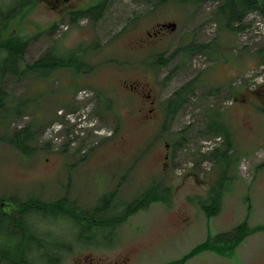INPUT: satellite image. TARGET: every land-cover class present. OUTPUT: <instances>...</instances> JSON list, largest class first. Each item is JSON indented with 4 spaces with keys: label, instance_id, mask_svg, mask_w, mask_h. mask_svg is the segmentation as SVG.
I'll return each mask as SVG.
<instances>
[{
    "label": "rangeland",
    "instance_id": "rangeland-1",
    "mask_svg": "<svg viewBox=\"0 0 264 264\" xmlns=\"http://www.w3.org/2000/svg\"><path fill=\"white\" fill-rule=\"evenodd\" d=\"M99 1L104 9L93 22L58 17L47 9L48 0H0V10L25 3L21 18L9 26L27 39L25 64L50 49L59 57L74 51L84 63L77 73L60 67L47 79L4 81L8 95L28 98L30 107L21 116L0 117L2 208L63 200L80 212L114 190L127 203L151 182L170 188L169 206L152 204L95 238L105 248H80L67 215L25 219L35 239L43 240L41 235L72 248L52 259L61 258L62 264L81 263L85 256L96 264H170L203 242L207 232L228 231L244 219L250 227L264 225V21L250 12L240 30L229 32L214 0ZM188 46L201 48L185 52ZM172 54L167 65L155 63ZM189 82L185 104L166 119L167 100ZM212 118L230 132L228 165L211 158L213 151L224 150L223 138L206 132ZM38 121L30 159L1 141ZM223 170L230 182L220 176ZM217 179L222 182L215 191L226 188L221 210L206 217L191 199L207 201ZM184 264H264V230L248 236L230 256L201 253Z\"/></svg>",
    "mask_w": 264,
    "mask_h": 264
},
{
    "label": "trees",
    "instance_id": "trees-1",
    "mask_svg": "<svg viewBox=\"0 0 264 264\" xmlns=\"http://www.w3.org/2000/svg\"><path fill=\"white\" fill-rule=\"evenodd\" d=\"M157 1L163 3L168 0ZM214 1L218 2L216 13L222 19L223 27L229 32L240 30L244 17L250 12H255L264 21V0ZM102 3L98 2L96 6L80 11L77 18L87 17L90 21L95 22L103 10ZM22 6H25V3H18L16 7L11 9L0 10V117L4 115L21 116L23 110L30 107L28 98H15L9 96L4 90L3 84L7 78H21L31 75L47 79L53 70L60 67L70 68L76 73L84 67L82 57L78 53L76 55L73 51L67 56H51L53 49L47 51L33 63L25 64L23 55L27 39L19 33L9 31L12 19L21 18L20 7ZM200 48L201 46H188L184 48V51H198ZM173 55L165 58L158 56L155 58V63L165 66ZM192 84L193 82H189L172 93L164 105L166 119L174 117L185 104L186 97L191 92ZM38 126L39 121L16 128L10 134L2 137L1 141L17 151L22 159H30L36 152V129ZM206 132L220 135L223 138L224 150L213 151L211 158L219 156L228 165L230 160L226 153L232 148L230 132L222 122L213 118L206 124ZM220 176L223 177V180L230 182L226 170H223ZM221 182V179H217L210 187L207 201L199 196L191 199L198 203L199 209L206 217L217 216L221 210L222 196L226 188L222 191L219 189L215 191L221 186ZM117 195L116 190L104 193L97 199L93 207L80 212H75L73 208L66 206L63 200L45 205L35 199L23 203L19 202L15 209L7 212L2 208L3 199L0 198V264H35L38 260L54 259L55 256L50 252L38 251L42 247V243L39 239H35V232L32 230L33 225H29L25 221L28 217L32 219L35 216L36 219L41 220L47 218L45 215L48 213L67 215L72 222L76 242H82L83 245H86L90 243L89 241L96 242L98 239L95 238L97 237L105 236L104 230H115V228L124 225L132 215L147 209L152 204L160 203L169 206L172 192L170 188L160 182H151L140 195L130 202L126 203L119 200ZM107 211L109 218L104 215ZM28 213H30L29 216H27ZM263 230L264 225L250 227L247 219H244L228 231L207 236L205 241L196 245L178 261L170 262V264H184L198 254L207 252L225 257L229 256L230 252L248 236Z\"/></svg>",
    "mask_w": 264,
    "mask_h": 264
},
{
    "label": "flooded vegetation",
    "instance_id": "flooded-vegetation-1",
    "mask_svg": "<svg viewBox=\"0 0 264 264\" xmlns=\"http://www.w3.org/2000/svg\"><path fill=\"white\" fill-rule=\"evenodd\" d=\"M48 1L51 6L48 7L47 9L52 11V13H54L56 16L65 18V17H75L79 14L80 11L86 10L89 7L92 8L96 6L99 0H48ZM161 28H164V26H162ZM44 235L47 236L48 234L44 233ZM38 236H40L43 239V240L39 239L42 243L41 244L42 247L40 246L41 248H39L38 251L43 250L44 253L47 251V252H50L55 257L57 255H59V257H62V254H60L59 251H64V254H65L66 252H69L72 250V248L67 249L66 247H60V245L62 244L58 243L55 240L51 242V240L47 241L46 238H43L41 235H38ZM48 236L51 237L50 235ZM89 242L90 243L86 245L79 244L80 248H84V249L105 248V247H100L94 241H89ZM44 260L45 259L42 260L43 264H45ZM50 261L52 262L46 261L47 264H62L60 263L61 258H57L55 261L54 260H50ZM80 261L81 263L76 262V264H96V262L93 259H91V257L89 256L82 257Z\"/></svg>",
    "mask_w": 264,
    "mask_h": 264
},
{
    "label": "crops",
    "instance_id": "crops-1",
    "mask_svg": "<svg viewBox=\"0 0 264 264\" xmlns=\"http://www.w3.org/2000/svg\"><path fill=\"white\" fill-rule=\"evenodd\" d=\"M214 234H216V233H214ZM214 234H212V233H208L207 232V235H206V237H205V239H204V241L206 240V238H207V236H209V235H214ZM202 243V242H201ZM237 247V246H236ZM235 247V248H236ZM208 253V252H207ZM232 253V251L230 252V254ZM209 254H213V253H209ZM230 254H229V256H230ZM213 255H217V254H213Z\"/></svg>",
    "mask_w": 264,
    "mask_h": 264
},
{
    "label": "water",
    "instance_id": "water-1",
    "mask_svg": "<svg viewBox=\"0 0 264 264\" xmlns=\"http://www.w3.org/2000/svg\"><path fill=\"white\" fill-rule=\"evenodd\" d=\"M167 27H170L171 29H173L174 28V25H170V26H167Z\"/></svg>",
    "mask_w": 264,
    "mask_h": 264
}]
</instances>
